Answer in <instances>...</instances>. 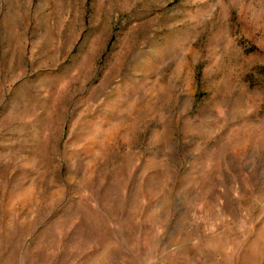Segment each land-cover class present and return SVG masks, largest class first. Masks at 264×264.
<instances>
[{"label":"rangeland","instance_id":"rangeland-1","mask_svg":"<svg viewBox=\"0 0 264 264\" xmlns=\"http://www.w3.org/2000/svg\"><path fill=\"white\" fill-rule=\"evenodd\" d=\"M0 264H264V0H0Z\"/></svg>","mask_w":264,"mask_h":264}]
</instances>
